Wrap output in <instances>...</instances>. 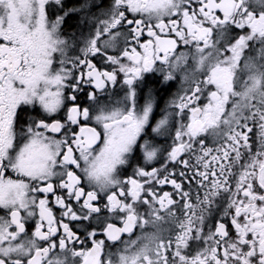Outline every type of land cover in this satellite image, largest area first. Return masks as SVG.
Listing matches in <instances>:
<instances>
[{"label": "snow or ice", "instance_id": "snow-or-ice-1", "mask_svg": "<svg viewBox=\"0 0 264 264\" xmlns=\"http://www.w3.org/2000/svg\"><path fill=\"white\" fill-rule=\"evenodd\" d=\"M0 264H264V0H0Z\"/></svg>", "mask_w": 264, "mask_h": 264}, {"label": "flooded vegetation", "instance_id": "flooded-vegetation-1", "mask_svg": "<svg viewBox=\"0 0 264 264\" xmlns=\"http://www.w3.org/2000/svg\"><path fill=\"white\" fill-rule=\"evenodd\" d=\"M160 103H161V105H162V104H163V100H161V102H160Z\"/></svg>", "mask_w": 264, "mask_h": 264}]
</instances>
